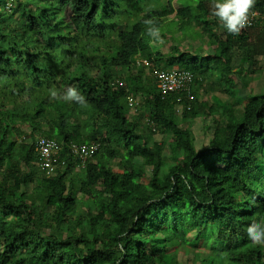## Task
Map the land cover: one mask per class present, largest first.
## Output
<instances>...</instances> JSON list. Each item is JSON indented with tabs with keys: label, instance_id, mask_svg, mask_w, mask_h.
I'll return each instance as SVG.
<instances>
[{
	"label": "trees",
	"instance_id": "obj_1",
	"mask_svg": "<svg viewBox=\"0 0 264 264\" xmlns=\"http://www.w3.org/2000/svg\"><path fill=\"white\" fill-rule=\"evenodd\" d=\"M175 1L0 0V264H264L247 233L264 221V94L243 101L236 81L264 57V25L232 35L212 0ZM174 14L212 55L155 46L147 28ZM166 66L193 75V100L162 96ZM216 114L198 151L182 123ZM35 136L63 145L52 177ZM71 144L100 148L81 169Z\"/></svg>",
	"mask_w": 264,
	"mask_h": 264
},
{
	"label": "rangeland",
	"instance_id": "obj_2",
	"mask_svg": "<svg viewBox=\"0 0 264 264\" xmlns=\"http://www.w3.org/2000/svg\"><path fill=\"white\" fill-rule=\"evenodd\" d=\"M187 4L186 0L175 1L173 6L176 10L182 7V5ZM176 14L171 16L167 21V24L161 29L160 38H162L163 43L155 42V46L161 50L163 54H168L171 51V47L176 45L180 48L182 52L189 51L194 54H203L205 56L212 55L215 48L211 47L209 44V36L197 27L192 26L188 29L182 28L184 25L177 22L175 18ZM222 33V32H221ZM163 35V37L161 36ZM156 40V37H155ZM257 66L251 67L248 65L244 66V70L247 71L246 74L241 79L237 78V85L239 90V96L246 101L249 95H262L264 94V57L258 58ZM240 65V59L236 58L233 63L234 70H238ZM174 69L176 67H173ZM172 67L166 66L164 69L172 70ZM216 93V92H215ZM212 95V94H211ZM222 102H227L229 98L226 95L220 93L215 94ZM202 102L211 105L213 103L210 93L202 96ZM200 101V102H201ZM181 115V112L178 111ZM215 119L219 120L220 115L216 114L214 117H199L193 122H184L182 125L186 128H190L196 138V148L198 151L208 148L210 141L214 134ZM155 140L161 142L164 140L162 135L157 134ZM166 156L169 158L170 152L167 149ZM77 171V170H76ZM79 172V171H77ZM86 211L85 206L81 208ZM188 255L181 252L179 255V260L182 264H191L188 262ZM194 264V263H192ZM195 264H199L198 261Z\"/></svg>",
	"mask_w": 264,
	"mask_h": 264
},
{
	"label": "built area",
	"instance_id": "obj_3",
	"mask_svg": "<svg viewBox=\"0 0 264 264\" xmlns=\"http://www.w3.org/2000/svg\"><path fill=\"white\" fill-rule=\"evenodd\" d=\"M252 11L255 15L250 17V24L244 29L253 28L259 24L264 25V10L260 11L257 8H253ZM137 64L146 67L151 66V63L146 59L138 60ZM154 76L158 90L163 97L170 94H177L187 95L190 100H193L191 91L194 77L190 72L179 68L170 71L154 69ZM129 103L131 106L134 104L132 99H129ZM178 111L182 112V109L179 108ZM68 147L70 153L79 160V166L81 169H85L87 161L91 159L100 148L99 144H71ZM35 152L39 157L40 168L47 177L54 176L59 169L66 165V161L62 160L63 145L56 140L37 137L35 142Z\"/></svg>",
	"mask_w": 264,
	"mask_h": 264
},
{
	"label": "clouds",
	"instance_id": "obj_4",
	"mask_svg": "<svg viewBox=\"0 0 264 264\" xmlns=\"http://www.w3.org/2000/svg\"><path fill=\"white\" fill-rule=\"evenodd\" d=\"M255 3H256V0H212V4H211L212 15L218 18V21L221 24V26L224 29H226L229 34L239 35L242 29L249 26L250 17L255 15V13L252 11V9L255 6ZM10 6L11 5H8L7 8H9ZM144 23L146 25H153L155 21L154 19H148V20H145ZM160 32H161V29L158 27L147 28V33L149 36L156 37V40H155L156 42L163 43V40L162 38H160V35H159ZM142 59L143 58H138L137 61L142 60ZM138 66H142V65H138ZM69 94L74 95L75 89L70 88ZM56 95H57V91L52 90L51 96L55 97ZM37 137H40V136H35L34 139H32V137H29L26 139V142L27 143L34 142V146H35ZM247 233H248L249 239L252 241L254 245L255 244L264 245V221H261L260 224L253 223L252 226H249L247 228Z\"/></svg>",
	"mask_w": 264,
	"mask_h": 264
}]
</instances>
